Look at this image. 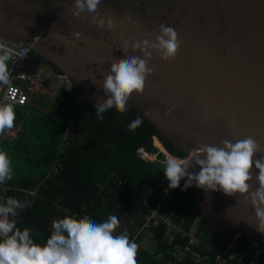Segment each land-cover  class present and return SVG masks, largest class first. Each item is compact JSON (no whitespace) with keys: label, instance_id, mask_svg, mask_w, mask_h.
<instances>
[{"label":"water","instance_id":"obj_1","mask_svg":"<svg viewBox=\"0 0 264 264\" xmlns=\"http://www.w3.org/2000/svg\"><path fill=\"white\" fill-rule=\"evenodd\" d=\"M72 2L0 0V37L29 46L67 75L81 91L78 106L106 98L102 72L115 57L127 58L125 42L152 40L145 34L166 24L179 33L178 57L165 61L154 54L155 71L128 110L143 116L164 153L180 158L200 142L235 143L251 135L264 143V0H101V13L117 21L111 31L92 24L87 13L73 17ZM229 116L236 117L235 127ZM256 175L254 168L253 189ZM189 188L210 225L264 246V233L248 221L254 209L242 196Z\"/></svg>","mask_w":264,"mask_h":264},{"label":"trees","instance_id":"obj_2","mask_svg":"<svg viewBox=\"0 0 264 264\" xmlns=\"http://www.w3.org/2000/svg\"><path fill=\"white\" fill-rule=\"evenodd\" d=\"M80 94L76 86L71 92L59 87L49 109L47 101L40 104L41 110L15 107V125L22 124L21 130L15 137L0 136V148L8 152L14 169L12 180L3 185L11 188L15 198L29 201L17 217L21 230L32 229L36 242L43 244L51 234L52 222L66 215L88 216L97 222L116 215L120 220L117 232H127L140 245L138 264H167L172 251L167 230L158 227L139 233L147 214L140 201L146 196L153 207L159 206V213L170 216L187 232L193 231L207 246L224 249L233 241V249L244 263L264 264L263 244L241 236L234 239L227 229L217 228L214 235H208L212 227L190 188L184 190L183 185L165 196L169 183L161 176L164 156L158 153V160L150 162L137 155L140 146L148 152L154 148L147 144L152 137L143 124L129 130L128 125L137 118L133 109H110L98 120L95 103L77 105ZM69 121L73 128L62 169L53 179H45L60 156ZM37 187L34 199L19 192ZM176 238L174 243L186 242L180 235ZM177 264L196 263L187 258Z\"/></svg>","mask_w":264,"mask_h":264},{"label":"clouds","instance_id":"obj_3","mask_svg":"<svg viewBox=\"0 0 264 264\" xmlns=\"http://www.w3.org/2000/svg\"><path fill=\"white\" fill-rule=\"evenodd\" d=\"M101 0H73L71 12L80 18L87 13L90 22L109 31L117 25L116 18L104 15L100 10ZM131 23L130 17H125ZM158 33L145 35L154 39L135 40L129 45L125 42L122 49L125 58H114L110 70L102 72L101 88L106 98L95 103V115L104 119V113L110 109L120 112L128 110V102L133 94H143L148 78L154 73L150 66L155 55L163 60H175L181 49V40L177 30L166 24L158 26ZM131 50V51H130ZM140 52L143 55L131 53ZM13 50L0 43V84L12 87L10 62ZM9 102H0V136L15 125V92L8 96ZM172 109H168L170 112ZM151 110L144 115H150ZM235 127V116L227 117ZM143 124V116H137L128 128L135 131ZM163 171L169 181V188L180 187L186 180L184 190L195 186L205 190L222 191L229 196H242L250 204L253 217L248 220L260 233H264V143L249 135L237 139L221 141L220 145L199 143L189 155L180 158L165 153ZM199 166V170L196 168ZM258 170L255 179L259 186L253 189V169ZM191 169V170H190ZM13 164L8 152L0 148V185L13 178ZM29 206V201L8 197L0 203V264H138L140 245L130 239L127 232H117L120 220L110 215L103 222H97L88 216L66 215L52 222V231L46 242L37 243L33 230L17 226L20 211Z\"/></svg>","mask_w":264,"mask_h":264},{"label":"built area","instance_id":"obj_4","mask_svg":"<svg viewBox=\"0 0 264 264\" xmlns=\"http://www.w3.org/2000/svg\"><path fill=\"white\" fill-rule=\"evenodd\" d=\"M0 43L11 48L14 53L13 61L10 62L12 87L9 88L8 86L0 84V102H9L7 100L8 96L11 95L12 92H15V100L17 101L15 107H26L30 110L33 107L32 102H35L39 95L44 92L46 88L44 85L45 81L51 85H55L57 88L62 87L68 92L72 91L74 85L70 78L61 72H55L51 64L36 55L29 46L2 37H0ZM72 128L73 123L69 121L63 134L60 156H58L57 161L51 167L45 179H53L61 171V162L64 159L63 153L67 147L68 137ZM9 133L8 130L5 134L8 135ZM136 153L142 160L157 161L156 158L160 152L156 150V148H154V151L148 152L144 146H140L136 149ZM151 156H154V159H151ZM184 184L185 181L182 180L180 186ZM160 186L165 187L163 184ZM38 190L39 187L30 191L20 190L19 192H24L30 198L34 199L38 196ZM172 190V188L166 187L165 196L169 195ZM10 191V187L0 185V203L5 202L8 197H15ZM140 203H142V209L146 210L147 214L139 233L146 232V230L150 228L158 227H163L167 230L168 243L171 244L172 247L171 257L167 264H177L185 261L187 258H190L196 264H231L233 262L235 264H252L244 263L243 259L237 255L233 249V241L224 249L215 248L210 246V244L207 246V244H205L193 231L187 232L184 226L176 224L170 216L159 213V206L153 207L148 201V197L145 196L141 199ZM176 235L186 238V242L174 243L177 241Z\"/></svg>","mask_w":264,"mask_h":264},{"label":"crops","instance_id":"obj_5","mask_svg":"<svg viewBox=\"0 0 264 264\" xmlns=\"http://www.w3.org/2000/svg\"><path fill=\"white\" fill-rule=\"evenodd\" d=\"M57 90H58V88L55 85H51L50 83H48L46 85V88L44 89V92L41 94L44 96L43 99L40 102L38 101V99H36V101H35L36 106L35 107L33 106L32 109H30V110H34V109H40L41 110L42 108L40 107V104H42L45 101L48 102V109L51 108V105H52V102H53V99L55 97ZM21 128H22V124L14 125V127L11 129V134L14 137L17 136L19 131L21 130ZM4 136L8 137L7 134H4Z\"/></svg>","mask_w":264,"mask_h":264},{"label":"rangeland","instance_id":"obj_6","mask_svg":"<svg viewBox=\"0 0 264 264\" xmlns=\"http://www.w3.org/2000/svg\"><path fill=\"white\" fill-rule=\"evenodd\" d=\"M32 106H36L35 105V102H32ZM9 132H10V134H8V137L9 138H11L13 135L11 134V130H9ZM14 137V136H13ZM154 139L153 138H151V139H149L148 140V142H147V144L148 145H151V146H153L154 148H156V150H158L160 153H162L163 155H164V153L162 152V150H161V148H160V146L158 145V144H156L155 143V140L153 141ZM153 143H154V145H153ZM151 159H154V156H151ZM157 160H158V158H156ZM163 161H161V163H162ZM163 164V163H162ZM162 178L164 179V182L166 183V184H168L169 183V181L167 180V178H166V176H165V173L163 172L162 173ZM211 227H212V229H211V231L209 232V236H212V235H214V233L216 232V227H214V226H212L211 225ZM235 236H234V239H236L238 236H240V235H236V234H234Z\"/></svg>","mask_w":264,"mask_h":264},{"label":"bare ground","instance_id":"obj_7","mask_svg":"<svg viewBox=\"0 0 264 264\" xmlns=\"http://www.w3.org/2000/svg\"><path fill=\"white\" fill-rule=\"evenodd\" d=\"M161 148V147H160ZM162 150V149H161ZM162 152H163V150H162ZM164 153V152H163Z\"/></svg>","mask_w":264,"mask_h":264},{"label":"flooded vegetation","instance_id":"obj_8","mask_svg":"<svg viewBox=\"0 0 264 264\" xmlns=\"http://www.w3.org/2000/svg\"><path fill=\"white\" fill-rule=\"evenodd\" d=\"M154 141V140H153ZM156 143V142H155ZM154 144V143H153ZM156 144H158V143H156Z\"/></svg>","mask_w":264,"mask_h":264}]
</instances>
